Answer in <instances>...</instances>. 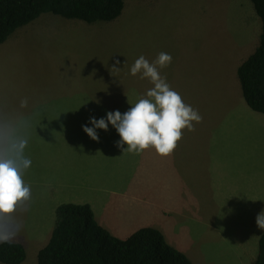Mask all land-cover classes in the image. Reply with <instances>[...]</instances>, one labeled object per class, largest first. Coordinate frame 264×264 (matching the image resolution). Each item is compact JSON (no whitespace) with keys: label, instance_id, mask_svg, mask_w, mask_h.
<instances>
[{"label":"rangeland","instance_id":"374dc122","mask_svg":"<svg viewBox=\"0 0 264 264\" xmlns=\"http://www.w3.org/2000/svg\"><path fill=\"white\" fill-rule=\"evenodd\" d=\"M260 32L251 0H124L112 21L43 13L17 28L0 44V112L29 123L25 155L31 166L23 179L32 198L26 211L0 220V242L19 239L26 250L20 264H37L56 205L92 199L105 217L100 222L133 229L141 226L129 206L142 195L150 202L143 204L148 216L160 218L166 241L193 264H253L264 231L256 224L264 211V122L246 119L260 113L241 93L249 113L239 109L232 95L238 87L231 82L235 65L258 46ZM160 52L172 57L161 75L202 117L194 130H182L176 147L181 162L174 161V151L166 157L154 149L122 152L110 123L106 131L96 129L104 144L86 151L82 126L92 127L90 117L106 118L108 111L123 113L145 95L153 85L130 68L141 55L152 62ZM230 115L242 119L228 127L223 118ZM49 148L59 151L53 165L62 173L41 170ZM109 186L130 199L128 205L122 201L119 217L110 197H123L109 192L108 202L98 200Z\"/></svg>","mask_w":264,"mask_h":264},{"label":"trees","instance_id":"16d2710c","mask_svg":"<svg viewBox=\"0 0 264 264\" xmlns=\"http://www.w3.org/2000/svg\"><path fill=\"white\" fill-rule=\"evenodd\" d=\"M261 20L259 44L237 68L242 96L253 111L264 114V0H251ZM124 0H0V44L19 27L43 13L87 23L112 21ZM26 258L20 242H0V262L20 264ZM37 264H193L170 245L155 227L137 229L125 239L112 235L95 219L88 203H62L47 243L37 252ZM253 264H264V231Z\"/></svg>","mask_w":264,"mask_h":264},{"label":"clouds","instance_id":"9594fccd","mask_svg":"<svg viewBox=\"0 0 264 264\" xmlns=\"http://www.w3.org/2000/svg\"><path fill=\"white\" fill-rule=\"evenodd\" d=\"M171 61V55L165 52H160L152 62L141 55L131 66L130 73L140 74L153 87L123 113L115 110L108 111L106 118L90 117L92 127L83 125V131L93 140H99L96 129L106 131L110 123L119 134L116 146L122 152L139 154L154 149L160 156L171 155L182 139V130L192 131L193 122L202 120L198 110L186 104L161 75L160 69ZM26 106L27 100L21 101V107ZM28 127L24 117L0 112V220L11 219L18 210L26 211L32 198L31 186L23 179L31 166V159L25 155ZM256 224L264 229V211L256 216Z\"/></svg>","mask_w":264,"mask_h":264},{"label":"crops","instance_id":"0c3cea01","mask_svg":"<svg viewBox=\"0 0 264 264\" xmlns=\"http://www.w3.org/2000/svg\"><path fill=\"white\" fill-rule=\"evenodd\" d=\"M250 55V54H249ZM248 55V56H249ZM245 60V59H244ZM241 64V63H240ZM240 64H236L235 67H234V72H235V75H234V78H233V81L231 82L232 84L235 85V87H238V89H236L237 91H235V93H233L232 95L234 96L235 100H237V104L239 105V109H241V111L243 113H246L247 111L244 109L245 106L243 105V100H241V96H240V93L242 95V92L241 91V87H239L240 83H239V80H238V77H237V68ZM243 98V96H242ZM240 102V103H239ZM245 102V100H244ZM246 103V102H245ZM251 109V108H250ZM252 110V109H251ZM253 111V110H252ZM256 112V111H254ZM249 113V112H247ZM256 113H259V112H256ZM236 116H242V115H230V116H227V117H224L223 118V121L225 122V124L228 126V127H232L233 123L235 121H241L240 118H235ZM246 119L250 122H257V121H263L264 122V114L263 113H260V114H253V113H249L248 116L246 117ZM101 133V132H100ZM98 133V136H99V140H93L92 138H90L88 136V134L85 135V137H82V140L84 142V147L86 149V151H89L90 148H92L94 145H101V144H104L102 142V140L104 138H102L103 136H101V134ZM113 134V138H115V133H112ZM236 136V135H234ZM51 140H53V138H51ZM92 151V150H91ZM190 155L194 154V157L196 158V149L195 151L193 149L190 150ZM59 154V151L55 150L54 148H49V150L46 152V155H47V161H46V165L44 167L41 168L42 171H54V172H57V173H62L63 170L61 169H58V170H55V167L53 165V162H54V155L55 156H58ZM174 154L178 157L175 156V159L174 161H180L182 160V151L181 149L179 148H175L174 150ZM131 161H133V157L131 158ZM135 162L139 165L140 164V160H135ZM191 164V163H190ZM190 170V169H189ZM26 173V172H25ZM26 180V179H24ZM51 184V182H49ZM47 184V187L51 186L50 184ZM53 188V187H52ZM51 188H47L46 192H48ZM95 189V188H94ZM96 190V189H95ZM101 191H104V194L103 195H100L98 200H101L102 202H108V200H113L114 202H117L116 204V207H115V210L118 214V217H119V214H120V210L122 209V206L124 207V204H122V201L124 203H126L128 205V202L130 203V199L128 197V195L125 194L124 190H119L118 188L116 190L112 189L110 186H109V189H101ZM111 193V194H114V195H117V196H121L123 197V199H115V197H113V195H111V197L109 198L108 197V193ZM134 200L136 201V204L134 206H132L130 204V208L132 211L135 212V220H137L141 227H146V226H151V227H155L157 228L158 230L161 231V222H160V218L158 217H155V218H151L148 216L147 214V210L148 208L146 206H144L143 204H147V205H150V202L149 200L144 197V196H134ZM67 203L68 202H72V201H66ZM73 203V202H72ZM79 203H88L91 207H92V210L94 212V216H95V219L97 220V222L103 226L106 230H108L112 235L118 237V238H121V239H125L127 238L129 235H131L132 231L134 232L135 229L137 228H133V229H130L129 227V223L125 224V225H121L120 228H116L114 225H113V222L110 221V224H106V223H102L99 221L100 220H103L105 217L104 215L102 214H98V211H97V208H98V204L97 202L93 201L92 199L89 200V201H79ZM60 205V204H59ZM58 205L55 206V209ZM125 209V207H124ZM110 215H111V218H115L116 217V214L111 211L110 212ZM126 222H130L129 221V218L126 219ZM139 227V228H141ZM137 228V229H139ZM53 229V228H52ZM52 229L48 235V237H43V243H42V247H44V245L47 243V241L49 240L50 238V235H51V232H52ZM163 234V233H162ZM6 240H9V241H15V242H20L19 239L15 238V237H9L8 239ZM21 243V242H20ZM23 244V243H21ZM25 245V244H23ZM42 247H37L38 251L42 248ZM40 248V249H39ZM187 255V254H186Z\"/></svg>","mask_w":264,"mask_h":264}]
</instances>
